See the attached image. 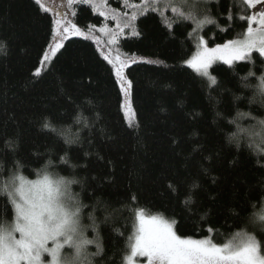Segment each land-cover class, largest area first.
Instances as JSON below:
<instances>
[{
    "label": "trees",
    "instance_id": "trees-1",
    "mask_svg": "<svg viewBox=\"0 0 264 264\" xmlns=\"http://www.w3.org/2000/svg\"><path fill=\"white\" fill-rule=\"evenodd\" d=\"M128 1L109 3L121 8ZM136 5L135 23L143 38L129 31L119 47L152 63L127 70L135 109L128 116L120 110L112 66L92 40L73 37L66 51L60 49L43 64L49 16L33 0H0L5 46L0 52V210L10 209L5 219L11 222L14 206L6 192L19 186L20 177L34 181L48 173L78 182L71 192L80 201L85 236L104 250L103 264H126L141 210L179 219L183 234L193 238L208 236L209 226L216 243L255 236L264 255L257 230L264 215V125L259 122L264 118V57L254 52L255 63L214 64L210 71L218 84L212 85L186 64L196 50L195 24L187 21L169 35L161 23L164 5L158 11L144 8L143 1ZM208 8L218 25L203 27L207 40L211 35L223 43L246 30L237 19L244 8L240 0H220L219 7L209 3ZM74 12L82 29L105 23L90 4H78ZM44 118L58 130L71 129L77 142L68 145L65 137L43 129ZM128 121H138L139 127H128ZM234 134L239 146L229 143ZM213 178H218L215 184ZM194 183L200 187L192 189ZM190 193L195 202L186 205ZM253 216L257 224L249 222ZM86 247L88 253L97 251L95 245ZM101 259L88 255L84 264Z\"/></svg>",
    "mask_w": 264,
    "mask_h": 264
},
{
    "label": "snow or ice",
    "instance_id": "snow-or-ice-1",
    "mask_svg": "<svg viewBox=\"0 0 264 264\" xmlns=\"http://www.w3.org/2000/svg\"><path fill=\"white\" fill-rule=\"evenodd\" d=\"M90 2L91 0H47V3H44L42 0H33L38 9L50 18L49 48L52 51L65 49L66 42L73 37H83L85 40L90 38L73 22L76 13L70 11L78 4ZM209 3L219 7L220 0H166L162 26L168 30L169 35H173V28L187 21H192L200 30L206 25H218V19L210 14ZM240 3L244 8L237 19L247 24L246 30L237 38L219 44L215 43L214 36L210 35L208 40L212 41V47L208 46V40L202 35L201 50L186 62L187 66L194 68L201 76L209 77L212 85L218 84L216 78L210 76L214 62L223 61L231 67L237 61L248 60L255 63L252 61L254 52L264 57V0H240ZM161 4L162 0H143L144 8L152 5L157 11ZM246 9L256 11L244 14ZM152 10L153 8H149V11ZM169 11L176 13L175 17H169ZM144 15L148 13L145 12ZM112 19L117 20L115 32L101 29L110 37L111 44L126 38V29L130 31L131 37L143 38V32L135 23L137 15L129 18L128 13H124L122 22L116 16ZM4 47L0 42V52L4 51ZM107 52L108 49H102L101 55L103 60L112 66L111 75L119 92L120 110L122 113L126 110L134 111V108H130L133 104V80L127 70L134 64H149L152 61L137 60L135 57L124 60L117 58L114 61ZM60 54L63 55L62 52ZM43 61H48L47 53L43 56ZM261 62L264 63V60ZM33 75L39 76L40 72L36 71ZM249 75L255 73L249 72ZM261 123L264 124V121ZM127 126L135 129L139 127V122L132 124L128 121ZM42 128L65 137V143L68 145L77 142L71 129L58 130L48 118H44ZM239 139V136L234 134L229 143L239 146ZM236 162L232 161L234 164ZM217 179L213 178L212 183L215 184ZM73 183L78 182L65 181L63 178L53 179L50 174L45 173L41 179L35 181H25L20 177L19 186L6 192L11 205L14 206V219L11 222L5 219L10 209L0 210V264H84L88 255L102 257L97 264H103V248L96 239L85 236V226L81 223L80 201L71 192ZM169 187L172 188V185ZM198 187L200 185L197 183L191 185L192 189ZM261 195H264V192ZM194 202L193 193L184 200L186 205ZM243 211L244 209H241V213ZM137 215L139 224L128 246L126 264H137L138 257H146L147 264H264L260 241L255 236L250 235L247 239L234 236L216 243L213 239L215 230L211 226L207 228L208 236L193 238L183 234L179 219L146 216L143 210ZM239 215L240 213H237V217ZM249 222L257 224L256 217H250ZM93 230L97 229L93 226ZM257 230L261 239H264V215L259 216ZM120 235L123 237V233ZM88 245H95L97 251L88 253ZM47 257L51 258L50 261Z\"/></svg>",
    "mask_w": 264,
    "mask_h": 264
},
{
    "label": "rangeland",
    "instance_id": "rangeland-1",
    "mask_svg": "<svg viewBox=\"0 0 264 264\" xmlns=\"http://www.w3.org/2000/svg\"><path fill=\"white\" fill-rule=\"evenodd\" d=\"M139 1H143V0H139ZM42 2L47 3V0H42ZM136 2H138V0H134V1L133 0H129L128 2L122 3V7L121 8L119 6L111 5L109 3V0H91V2L89 3L93 7L95 12L99 13L101 16H103L105 18V23L103 25H101V26H92V27H90L87 30L81 28V30L85 31L86 34L89 35V37H90L89 39L92 40L95 43V45L98 47L100 52H101L102 49H108L107 54L110 55V58H112L114 61H116L117 58H119V60H124V59H131L132 57H135L137 60L146 59L145 57L139 56V55H131L130 56V55L125 54L124 52L121 51V49L119 47V42L120 41L118 43H116V44H111L110 43V37L107 35V33L105 31L101 30V29H108L109 31L115 32L117 30L116 29L117 20H113L112 17L116 16L122 22V18H123V14L124 13H128L129 18L132 15H135L136 11H138V7L136 5ZM165 2H166V0H162V4L161 5H164ZM70 11L74 12V7L72 9H70ZM255 11H256L255 9H251V13H253ZM102 13H103V15H102ZM73 22L75 23L74 18H73ZM128 32H129V30L126 29L125 30V36L128 35L127 34ZM194 32H198V33H195V37H194L196 50H195L193 55L188 60H190L193 56L196 55V53L198 51L201 50V44H200V38L202 36L201 30L199 29V31H198V29L195 26ZM97 40L99 41V43H97ZM208 46L212 47L213 45H209V43H208ZM59 51L60 50L52 51L48 47V49L46 51V53L48 54V61H43V64H44V62L47 63V64L50 63L51 60L56 56V54ZM218 62L224 63L223 61H217V62H214L213 65L218 63ZM192 69L196 72V70L194 68H192ZM210 76H212L211 75V71H210ZM205 78L209 79V77H205ZM131 106H130V108H131ZM126 114L128 116L129 115L131 116L132 115V110H126ZM145 215L148 216L149 214L145 213ZM138 224H139V220H138V215H137L136 216V228L138 227ZM238 237L239 238H243V239H247L248 238L247 236H238ZM46 259L50 261L51 258L47 257ZM137 264H147V258L146 257H138L137 258Z\"/></svg>",
    "mask_w": 264,
    "mask_h": 264
},
{
    "label": "clouds",
    "instance_id": "clouds-1",
    "mask_svg": "<svg viewBox=\"0 0 264 264\" xmlns=\"http://www.w3.org/2000/svg\"><path fill=\"white\" fill-rule=\"evenodd\" d=\"M261 121H264V118H261L260 121H259L261 125H264V124L261 123Z\"/></svg>",
    "mask_w": 264,
    "mask_h": 264
}]
</instances>
